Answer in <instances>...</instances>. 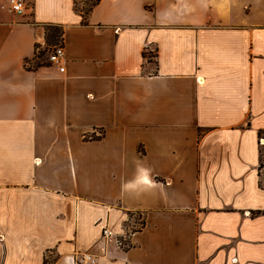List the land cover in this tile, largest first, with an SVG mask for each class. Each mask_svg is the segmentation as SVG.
<instances>
[{
    "label": "crops",
    "instance_id": "0c3cea01",
    "mask_svg": "<svg viewBox=\"0 0 264 264\" xmlns=\"http://www.w3.org/2000/svg\"><path fill=\"white\" fill-rule=\"evenodd\" d=\"M24 1L0 0V264H264V0H98L85 22ZM46 25L63 70L25 64Z\"/></svg>",
    "mask_w": 264,
    "mask_h": 264
},
{
    "label": "built area",
    "instance_id": "2783aa9c",
    "mask_svg": "<svg viewBox=\"0 0 264 264\" xmlns=\"http://www.w3.org/2000/svg\"><path fill=\"white\" fill-rule=\"evenodd\" d=\"M30 6L26 4L24 0H8V8L16 13H22ZM39 47H36V52ZM46 60L49 64L58 66L60 70H63V63L65 61L64 50L62 44H56L46 50ZM262 141V139H260ZM103 235H109L110 231L107 228H103ZM83 258L93 261L94 259L89 254H84Z\"/></svg>",
    "mask_w": 264,
    "mask_h": 264
},
{
    "label": "trees",
    "instance_id": "16d2710c",
    "mask_svg": "<svg viewBox=\"0 0 264 264\" xmlns=\"http://www.w3.org/2000/svg\"><path fill=\"white\" fill-rule=\"evenodd\" d=\"M98 0H90V2L87 3V8L83 9V10H79L80 14L82 16V20L85 22L86 21V16L88 14V12L90 11L91 7L93 4H95ZM62 34V28L58 25H46L45 26V39H46V43L49 45H56L54 44H50L47 42V37L49 36L52 39H56L59 38ZM38 47V46H37ZM46 49H38L37 52H35L34 56L32 57L31 60H26L25 64H28L29 66L32 67H37L40 66L42 64L46 63ZM48 63V62H47ZM264 132V130H261L259 132V134L261 135V133ZM86 137V136H85ZM93 138V137H91ZM261 167V150L259 151V168Z\"/></svg>",
    "mask_w": 264,
    "mask_h": 264
},
{
    "label": "rangeland",
    "instance_id": "374dc122",
    "mask_svg": "<svg viewBox=\"0 0 264 264\" xmlns=\"http://www.w3.org/2000/svg\"><path fill=\"white\" fill-rule=\"evenodd\" d=\"M83 0H78L77 3H76V7L79 9V10H83V9H86L87 8V4L85 3H82ZM59 38H56V39H52L50 38L49 36L47 37V42L50 43V44H59ZM261 139H262V142L263 144L261 145V167H260V182L261 184L264 185V132L261 133L260 135Z\"/></svg>",
    "mask_w": 264,
    "mask_h": 264
}]
</instances>
